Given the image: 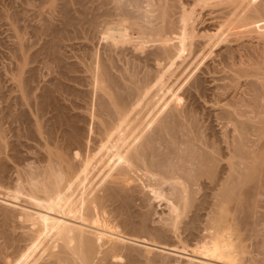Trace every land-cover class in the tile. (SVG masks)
Listing matches in <instances>:
<instances>
[{
    "label": "bare ground",
    "instance_id": "bare-ground-1",
    "mask_svg": "<svg viewBox=\"0 0 264 264\" xmlns=\"http://www.w3.org/2000/svg\"><path fill=\"white\" fill-rule=\"evenodd\" d=\"M60 2L93 46L80 43L78 92L33 101L17 141L3 122L21 123L19 105L0 117V264H259L264 0ZM207 83L223 132L190 104Z\"/></svg>",
    "mask_w": 264,
    "mask_h": 264
},
{
    "label": "rangeland",
    "instance_id": "rangeland-1",
    "mask_svg": "<svg viewBox=\"0 0 264 264\" xmlns=\"http://www.w3.org/2000/svg\"><path fill=\"white\" fill-rule=\"evenodd\" d=\"M60 1L56 0V4H57V2H58V4L59 3L62 4ZM66 1L68 2L69 0H64L65 3H66ZM54 4H55V0H49V1L48 0H0V105H1L0 110L1 111L3 110L2 112L0 111V117L3 115L4 116L7 115V112H8V115L9 114L13 115L14 114L13 112L19 107L18 109H20V110H16L15 112H17V111L18 112L15 113L14 115H17V114L20 115V113H21L22 115H20V116H22V117H20V119L21 120L23 119L25 121L26 118L28 120L31 116L30 115V106L32 105L31 103H33V101H34V103L38 102L39 100L41 102L44 99L46 100L47 98H49V101H52V102L54 101V103L57 102V103L63 104V103H66V101H68L69 98L71 97L68 95L72 90L75 89L76 90L75 93L78 92V89H76V88H78V85H77L78 84L77 83L78 82V70L77 69H78V57H79L80 51H82L81 47H82V44L86 45V48L87 47L89 48V46L91 48V46H93V45L92 44L90 45V43L87 45V42H82L81 40L78 41V36H77L78 35V28H76L77 30L75 31L74 27L73 28L71 27L72 29L70 28V26L67 27V25L65 24L66 22L64 23L65 25L61 24V22L64 20V18H62L63 16L61 13L62 12L61 9H63L62 8L63 6H61L59 4L61 6L60 7L59 5H56V4L54 5ZM51 5H52V7H51ZM55 6H57V8L58 7L59 8L56 9ZM51 8L56 9L57 11H55V10L53 11V9L51 11L50 10ZM73 8L75 9V6L72 5L71 9L69 8L70 11L68 10V13L72 12L74 10ZM195 9H197V7ZM195 9H194V13H193L194 15H196V13L198 14L200 8L197 9L198 12L197 11L195 12ZM57 12L58 13L60 12V13L57 14ZM201 19H199V21ZM49 26H52V27H49ZM61 26H66L65 29H67V28L68 29L64 30V29H62L64 27H62L61 31L64 30L65 32L64 31L61 32L59 30V28ZM37 29H39L40 31L39 30L37 31ZM49 29H50V32H49ZM56 29H58L59 34H57ZM53 31H56V33ZM49 33H50V35H49ZM55 34H57V35H55ZM66 34L68 36H71V38L68 37ZM73 36H75V37H73ZM74 38H76V39H74ZM50 39H53V42ZM94 40H95V42H94V44H95L97 41V38ZM242 40H245V41L249 40L251 42L254 41V43L256 42V40L252 41L249 38H248V40L246 38L242 39ZM100 41H97V43L99 42V44H98L99 46L96 45L97 43L95 44L97 46V47L96 46L95 47L98 50H100V47H101ZM50 42L52 44H50ZM81 42H82V44H80ZM43 43L46 45H44ZM47 43L50 45H48ZM53 43H55V44H53ZM56 43H58V45ZM102 45H103V43H102ZM51 48L53 50L52 53H51V51H49V50H51ZM54 50H57L56 51L57 53H54L55 52ZM53 54H55V55H53ZM66 75L68 77L67 80H65ZM61 79H62V81H61ZM225 82H227V81H225ZM208 84L209 83H207V85H206L207 89L205 90V91H207V90L208 91L206 93H205V91L203 92V95L205 94L206 97H205V95H204V98L203 97L202 98L196 97L191 101L192 103H190V104L191 105L193 104L192 106H193L194 110L197 111V116L200 120H202L203 119L202 117H204V119L202 120L203 122H205L204 125H207V126L209 125L210 127L208 126L209 127L208 129H210V128L212 129V131L210 129L209 132L214 133L213 131H215L216 133H219V131L221 132L223 128H222L221 124L217 123L213 119L214 118L213 112L215 111V107L213 105V100L215 99V96H214L215 92L212 91L210 88L213 86L211 84H209V85ZM55 86H56L57 90L54 88ZM62 86H64V87H62ZM207 86L210 88L211 92L209 91V88ZM64 89H66V91H67V89L68 90L70 89L71 91L66 92ZM59 91L61 92L60 94H59ZM64 91H65V93H64ZM229 91L232 94V90H229ZM229 91L227 92V94H225L224 98L230 96V95H228V94H230ZM241 92H243V91H241ZM62 93H63V96L64 95L66 96V99L68 98L67 100L65 99V96L64 97L61 96ZM72 93H74V91ZM211 93H213V94H211ZM50 96H53V97L51 98ZM28 98H30V99H28ZM64 99L66 101H64ZM27 101H28V103H27ZM7 103L9 106L6 105ZM9 103L14 105V107L12 105H10ZM5 105H6V109L8 107L10 108V109L9 108L7 109L8 111L5 109ZM28 107H29V109H28ZM11 108H13L12 109L13 111L11 110ZM9 110H11V112ZM21 110H24L25 113ZM242 110H244V109H242ZM211 114H213V115H211ZM248 116H250V115H248ZM23 117H25V119ZM209 119H211L212 121ZM23 120L21 121L22 124L21 123L17 124V122H20V121H17V122L15 121L16 123L15 122L11 123V121L9 122V120L3 122L4 127L7 125V127L11 126L10 129L12 127H14V128H12L13 130L16 128L14 131H12V130L9 131L8 130L9 128L8 129L6 128V130L9 131L8 134L10 136L9 135L8 136L11 137V138H9V140L10 139L12 140L13 136H14L13 137L14 140L16 138L15 135L11 134V132L12 133L14 132L13 134H15V132L18 131L20 128H21V130H19V131H24L23 129H26L25 126L27 127V125H23V123H24ZM203 122H202V124H203ZM28 123H29V120H28ZM28 123H24V124H28ZM215 124L216 125L218 124V125L216 126ZM12 125H14V126H12ZM20 125H22V127L24 126L23 129H22V127H20ZM18 127H20V128H18ZM213 127H214V129H213ZM217 135H219V134H217ZM11 140H10V142H11ZM15 141H17V140H15ZM15 141H12V142L14 143ZM21 142H25L24 146L27 145L26 140L21 139ZM16 143H19V142H16ZM16 143L14 145H17ZM22 146H23V143H22ZM22 146H20L18 148H21ZM19 150H20V152L21 151L23 152V150L25 152V150H26L25 155H27V149H25L24 147H23V149H19ZM1 198L2 197H0V202L2 200ZM21 205H23V204H21ZM260 212L263 213L264 210L262 209V211H260ZM168 239L170 240V237H168ZM168 239L163 240V242L165 243V241H166L167 243L172 244V246L180 248L179 250H181V251H183V249H184V252L178 251L177 255H181V256L185 255L184 257H186L187 256L186 254H189L192 252L191 251L193 249L192 247H189L190 248L189 249L188 246H186L185 244H182L179 241H176V239H175V241H176L175 243H177V245L175 246V244L173 243L174 240H172L173 238H171L172 242L169 241ZM167 243H165V244H167ZM178 243H180V244L178 245ZM181 245H182V248H181ZM122 246H124V248L134 249V251L138 253L137 260L138 261L143 260L142 255L145 256V252H142L141 250H139L137 247H135V245H133L134 247L127 245V244H124ZM167 246H168V248L171 247V245H167ZM160 247H164V246H160ZM262 247L259 248V255H260L261 249L263 252L264 248H262ZM152 248H153V250H155L156 253H159L162 251L160 248H157V247H152ZM163 250L165 253L164 254L159 253V254L164 256L165 259L167 258L166 261H168V260L170 261L171 259H168L169 257L167 255V254H169L170 251L165 250V249H163ZM185 251H187V252H185ZM262 252L260 255L262 257L259 256V258L262 259V261H261L262 263L260 262L259 264H264V261H263L264 260V252L263 253ZM261 259H259V260H261ZM117 260H119V259H117ZM117 260L115 261L116 263H117ZM180 261H181V259H180ZM202 261L207 262L208 260H202ZM119 262H121V261H118L117 264H119ZM210 263H213V261L212 262L210 261ZM174 264H176V263H174ZM214 264H219V262L215 261Z\"/></svg>",
    "mask_w": 264,
    "mask_h": 264
}]
</instances>
